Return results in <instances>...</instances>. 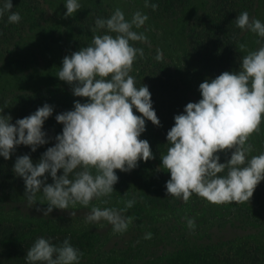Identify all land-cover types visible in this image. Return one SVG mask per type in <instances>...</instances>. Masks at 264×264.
<instances>
[{
    "label": "clouds",
    "instance_id": "obj_1",
    "mask_svg": "<svg viewBox=\"0 0 264 264\" xmlns=\"http://www.w3.org/2000/svg\"><path fill=\"white\" fill-rule=\"evenodd\" d=\"M144 6L158 8L148 0ZM12 8L11 0H5L0 16L10 13L8 22L19 23L21 16ZM65 8V17H70L81 4L66 0ZM147 20L148 16L140 11L128 20L116 8L109 18L95 20L92 32L104 29L106 34H94L88 46L63 58L58 78L71 86L75 97L87 101H74L73 110L55 116L63 125L62 132L37 163L29 155H22L13 166L14 173L24 181L30 207L38 201L37 193L43 194L48 206L36 209L43 212V217H48L54 208L64 210L76 204L88 207L93 199L110 197L119 179L114 170L129 172L138 166V161L155 158L149 142L140 136L146 130V120L157 127L160 120L152 107L148 86L137 87L135 77L130 75L137 57H144L143 49L132 42L149 43L143 32L134 29L141 28ZM235 24L264 38V22L250 17L247 11L236 17ZM239 50L246 53L241 57L239 71H225L200 83L201 99L187 103L183 113L174 116V125L167 132L169 147L160 156L161 166L170 173L165 185L167 195L185 203L193 194L217 205L249 202L264 180V152L250 156L254 149L248 143L264 122V45L250 51L241 43ZM162 58L158 49L155 59ZM134 108L140 115L134 114ZM52 113L53 107L45 103L14 124L10 123V115H0V156L9 159L19 145L30 146L35 152L46 144L42 128ZM229 151L230 158L220 163L218 153ZM226 169V175H218ZM58 170L63 174L57 175ZM46 173L53 183H45ZM135 203V199L124 201L122 210L93 206L85 223L104 220L114 232H126L133 217L123 213ZM186 221L194 230L195 219ZM150 238L151 233L145 235V239ZM82 256L70 243V237L59 246L38 237L25 259L27 264H80Z\"/></svg>",
    "mask_w": 264,
    "mask_h": 264
},
{
    "label": "trees",
    "instance_id": "obj_2",
    "mask_svg": "<svg viewBox=\"0 0 264 264\" xmlns=\"http://www.w3.org/2000/svg\"><path fill=\"white\" fill-rule=\"evenodd\" d=\"M60 1L66 2V0ZM190 1L148 0L149 4H158V8L153 10L151 7H146V11L154 19L176 20L184 15ZM4 2L5 0H0V8L3 7ZM11 3L12 11L19 13L21 20L13 24L8 22L10 13L6 12L0 16V70L7 67L14 73L21 74L38 66L35 54L28 52L12 60H9L8 56L19 39L46 23L47 11L42 8L43 1L41 0H11ZM259 9H263L262 22H264V0H203L201 7L192 12L185 25L187 43L206 76L214 79L225 71H239L241 56L238 48L246 30L236 27L235 19L244 11H247L250 17L255 18ZM113 12L112 8L99 0L89 1L78 11V14L74 15V19H69L67 39L63 47L59 46V50L62 48L67 56H70L80 48L88 46L94 34H106L104 29L96 33H93L92 29L95 27L97 18H109ZM54 33L50 29L43 28L40 38L45 39L49 37V34ZM132 43L134 47L143 49L144 57H137L130 75L135 77L137 87L148 86L152 107L160 120L159 127L147 120L145 124L166 153L169 147L166 135L174 125V116L182 114L187 103L198 102L200 99L194 98L189 93L169 62L163 58L160 61L155 59L157 49L154 46L149 43ZM261 45H264V38L257 36L256 49ZM58 53L61 56L60 51ZM74 101L79 100L56 83L50 86L44 85L35 92H5L0 89V109H3L0 115H10L12 124L17 119L34 113L45 103L53 107L52 115L44 122L42 128V131L46 133L45 138L48 141L46 144L38 146L35 152L31 151L30 146L19 145L9 159L5 160L0 156V196L11 193L15 187L25 185L23 179L13 171L16 158L29 155L33 163H37L47 148L56 143L55 136L58 133L55 127L63 126L57 123L55 116L73 110ZM136 113L140 115L139 112L136 111ZM218 155L220 156L219 162L225 163L230 158L231 152H220ZM159 161L156 158L147 162L138 161V166L129 172L114 170L119 177L118 182L113 186L114 192L110 197L100 198L101 202L102 200L108 201L106 203L108 208L118 210L124 209V201L135 199L136 203L123 214L136 217V221L130 224L134 223L139 230L141 229L138 233H151V238L140 237L134 240V243L126 245L125 253L136 249L143 250L142 257L136 258L134 264H264V253L258 252L260 248L251 259L245 256V244L232 247L231 254L217 255L210 250L212 247L201 252L193 248L194 244L185 240L184 234L176 233L177 230L165 234L164 246L159 248L161 227H158L157 222L152 220L142 226V219L134 213H143L144 207L171 210L180 204L179 198L167 195L165 185L170 175ZM226 172L227 169L218 175H226ZM62 174V170H58L57 175ZM45 176L47 177L45 183H53L49 174L46 173ZM256 189L257 187L253 194L258 195ZM94 200L99 202V199ZM104 222L99 224L103 229V234L113 235L110 228L102 226ZM116 234L119 233L116 232ZM38 237L47 238L56 246L62 244L65 238L70 237V243L83 253L80 264H86L85 261L92 250L98 249V245L95 246L92 242V240L95 241V234L88 236L81 232L69 233L48 227L43 229L40 225L25 222L22 224L0 223V264H27L26 252ZM112 240H115V236H112Z\"/></svg>",
    "mask_w": 264,
    "mask_h": 264
},
{
    "label": "rangeland",
    "instance_id": "obj_3",
    "mask_svg": "<svg viewBox=\"0 0 264 264\" xmlns=\"http://www.w3.org/2000/svg\"><path fill=\"white\" fill-rule=\"evenodd\" d=\"M41 1H43L42 8L47 11L46 23L19 39L8 56V59L12 60L31 52L35 54L38 66L21 74H16L10 68L3 67L0 70V89L5 92H35L44 85L50 86L52 83H56L72 93L71 86L57 76L59 68L62 66V60L67 56L65 50L63 51L62 48L59 50V46L65 45L69 19H74V15L78 14V11L91 0H78L81 8L70 17L64 15L66 2L60 0ZM99 1L107 4L112 10L120 8L128 20L136 11L147 15L146 23L141 28L134 30L143 32L148 37L149 44L160 50L163 59L173 66L189 93L194 98L201 99L198 90L199 85L204 80H211V78L206 76L189 49L185 25L192 12L201 7L203 0H191L184 15L176 20L152 18L144 6L145 0ZM255 18L263 20V9L257 11ZM43 28L50 29L55 33L42 39L40 34ZM256 39V34L246 30L240 44H246L248 50L254 51L256 50ZM43 45L44 48H42ZM58 51H60L61 56ZM239 53L241 57L246 54L240 50ZM77 99L81 103L87 101V98L77 97ZM133 112L139 115L135 108ZM62 128L63 126L57 125L55 127L56 132L61 134ZM140 139L149 142L154 157L161 163V153L165 152L147 125ZM248 143L252 144L254 149L250 156L264 152V122L261 124V131L258 134L254 133ZM168 174L170 175V173ZM256 191H258V195L253 194L250 201L244 203L233 202L217 205L193 194L187 203L180 199V204L171 210L144 207L143 213H134L142 219V226L147 221L152 220L157 222L158 227H161L159 248L164 246L165 234L177 230L176 233L184 234L185 240L194 244L193 248L198 251L204 252L212 247L210 250L217 255L231 254L232 247L237 244H245V256L251 259L258 252L264 253V180L257 185ZM37 200L34 205L29 206L25 198V185L15 187L11 193L0 196V223L22 224L25 222L40 225L43 229L48 227L69 233L81 232L88 236L95 234V241L92 240V242L95 246L98 245V249L92 250L87 261H85L86 264H134L136 258L142 257L143 250L141 249L125 253L127 244L134 243V240L146 235L144 232L138 233L141 229L139 230L136 224H130L126 232L116 234L112 226L105 221L102 226L110 228L113 234L105 236L99 225L104 220L96 224L85 223V216L90 213L93 206L101 209L107 207L100 199L99 202L93 199L88 207L76 204L70 205L69 209L64 210L54 208L48 217H43L42 211H36L37 208L46 209L48 206L47 201L43 199V194L37 193ZM71 212H74L75 215L71 216ZM186 218L195 219L196 227L194 230L188 228ZM132 221H136V217ZM112 236H115V240H112ZM258 248L260 250L256 253Z\"/></svg>",
    "mask_w": 264,
    "mask_h": 264
}]
</instances>
